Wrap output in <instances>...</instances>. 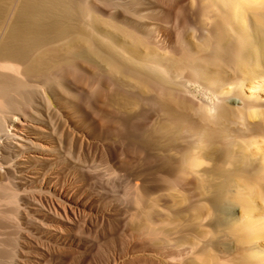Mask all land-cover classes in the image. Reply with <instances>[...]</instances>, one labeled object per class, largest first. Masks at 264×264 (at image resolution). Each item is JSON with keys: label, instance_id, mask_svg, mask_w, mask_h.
<instances>
[{"label": "bare ground", "instance_id": "bare-ground-1", "mask_svg": "<svg viewBox=\"0 0 264 264\" xmlns=\"http://www.w3.org/2000/svg\"><path fill=\"white\" fill-rule=\"evenodd\" d=\"M111 217L108 264H264V0H0V264Z\"/></svg>", "mask_w": 264, "mask_h": 264}, {"label": "rangeland", "instance_id": "rangeland-1", "mask_svg": "<svg viewBox=\"0 0 264 264\" xmlns=\"http://www.w3.org/2000/svg\"><path fill=\"white\" fill-rule=\"evenodd\" d=\"M76 123V124H75ZM79 123V124H78ZM72 124H74L75 126H76V129L78 128V130H84L85 129V127H82L81 126V122H80V119H78V118H73L72 117ZM79 126V127H78ZM81 127V128H80ZM84 128V129H83ZM73 169V168H72ZM72 169L71 168H67L66 169V172H70V171H72ZM96 187H98V188H96ZM95 188H94V191L96 190V193L97 192H100L101 190H102V192H104V193H106V194H104V199H102V201H100L102 204H103V202H104V200H105V202H107V201H109V199L111 200L112 198H111V196L115 199L117 196H118V194H119V196H118V198H121V196H123L124 195V192L123 191H125L124 189L125 188H123V187H116V188H114V187H112L110 190H108V189H105L104 191H103V189L102 188H100L99 187V185L98 186H96ZM101 189V190H100ZM118 189H120L119 191H122V193H118ZM111 190H113V191H111ZM116 190V191H115ZM116 192V193H115ZM109 198V199H108ZM104 202V203H105ZM37 216H39V214H37L36 213V215H35V217L37 218ZM109 219H111V220H109V222L110 221H112V224H111V222L109 223V224H111V225H109L108 224V226L111 228V229H109V230H111V231H113L114 232V234L115 233H117V237L119 238V240L118 239H115L116 237H115V235H113V234H110V233H102L101 231V229L100 230H98V224H97V226L94 224V229L92 228V229H90V230H83V229H80V228H77L74 232H73V236L75 237V238H77V240H81V243H82V245H85V246H83V248L85 249H83L84 251H83V255L80 253V254H77L76 256L77 257H75L74 259H73V263L74 264H108V258L115 252V251H117L118 253L121 251V249L122 250H124V248H122V247H124L125 246V243H126V240H127V231H126V227H125V225H123V223H118L117 222V219L116 218H114V217H111V218H109ZM114 219V220H113ZM117 223V224H116ZM33 225H34V223H33ZM117 225H119V226H117ZM115 226V227H114ZM117 227V228H116ZM121 227H122V229H121ZM125 227V228H124ZM113 228V229H112ZM123 228H124V230H123ZM118 229V230H117ZM93 230V231H92ZM99 232H98V231ZM116 230H117V232H116ZM87 231H89V232H87ZM91 231V232H90ZM126 231V232H125ZM101 232V233H100ZM119 232V233H118ZM124 232V233H123ZM30 233H31V236H30V241L31 242H34L35 244L36 243H39L40 242V246H41V248L43 249V250H49V248H51V247H53L54 246V244L52 243L51 244V242H49L47 239L45 240V237L41 234V233H39V231L38 230H36V229H32L31 231H30ZM85 233V234H84ZM122 233V234H121ZM28 235H30L29 233H27ZM82 234V235H81ZM96 234H97V236H96ZM121 236V237H123V238H121L119 235ZM77 236V237H76ZM82 236V237H81ZM88 238H87V237ZM113 236V237H112ZM79 237V238H78ZM86 237V238H85ZM124 238H126V239H124ZM85 240V241H84ZM90 240V241H89ZM84 242V243H83ZM87 242V243H86ZM120 242H122L121 244H120ZM92 243V244H91ZM118 243V244H117ZM86 244H88V247H87V245ZM116 244V245H115ZM12 245V246H11ZM6 250H4L3 252H4V256H6L5 258H4V262H3V264H20V259H19V257L18 256H16V254H17V245L15 244V243H13V244H11ZM13 245H15L14 247H13ZM52 245V246H51ZM115 246V247H114ZM122 246V247H121ZM11 247H13V249L11 248ZM15 248V249H14ZM114 248L116 249V250H114ZM12 249V250H11ZM75 249H76V247H75ZM86 249H88V250H86ZM118 249H119V251H118ZM7 251H9V252H7ZM114 251V252H113ZM89 252V253H88ZM91 252V253H90ZM11 254V256H10V254ZM120 253H123V251L122 252H120ZM8 255H9V257H8ZM15 255V256H14ZM79 255V256H78ZM29 256L32 258V259H34V261H36V260H40V257H38V254H37V256H36V253H35V251L34 252H32V253H30L29 254ZM85 256V257H84ZM11 257L13 258V259H11ZM17 257V258H16ZM79 257V258H78ZM9 258V259H8ZM8 260V261H7Z\"/></svg>", "mask_w": 264, "mask_h": 264}]
</instances>
